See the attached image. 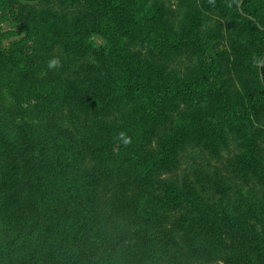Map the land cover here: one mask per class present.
I'll return each mask as SVG.
<instances>
[{
    "label": "trees",
    "instance_id": "obj_1",
    "mask_svg": "<svg viewBox=\"0 0 264 264\" xmlns=\"http://www.w3.org/2000/svg\"><path fill=\"white\" fill-rule=\"evenodd\" d=\"M148 3L0 0V27L9 12L23 35L18 47L0 42V178L20 169L18 186L0 190V264H264V201L232 206L227 186L211 201L195 182L164 178L185 148L216 152L214 133L245 119L185 103L174 124V102L207 77L162 78V57L184 38ZM244 20L264 33V18ZM129 34L134 53L121 44ZM252 138L239 167L255 166Z\"/></svg>",
    "mask_w": 264,
    "mask_h": 264
},
{
    "label": "rangeland",
    "instance_id": "obj_2",
    "mask_svg": "<svg viewBox=\"0 0 264 264\" xmlns=\"http://www.w3.org/2000/svg\"><path fill=\"white\" fill-rule=\"evenodd\" d=\"M148 1L149 6L153 0ZM157 1L164 6L168 27L174 38L181 36L184 38L162 57L161 64L163 67L166 66L162 78L164 75L165 79L207 77L205 85L196 89L188 98L174 102V124L177 122L178 110L184 107V105L178 106L185 103L189 107L209 111L214 115L222 112L223 109L243 110L245 119L238 125L228 121L214 133L213 139L218 142L216 152L201 147L185 148L178 155L179 166L165 174L164 178L179 183L185 179L195 182L200 192L211 196V201L221 196L216 186L224 185L229 188L232 206L241 195L247 200L262 203L264 201V95L255 97V100L261 103L258 108L250 104L249 95H255L256 90L264 89V78L261 74V69L264 67V33L253 32L251 27L244 23V17L249 16L254 22H257L258 18H264V0H245L246 7L242 6L237 14L231 13L222 0ZM55 6L59 7L58 4ZM2 17L5 23L0 27L1 44L6 49L20 46L23 35L13 23L12 15L6 12ZM125 32L128 34L127 31ZM138 40V37L129 34L122 39L121 44L128 49L132 47L131 52L134 53L135 48H138ZM101 42L98 40L97 44ZM144 48L148 52L153 50L151 45H146ZM134 56L140 57L139 54ZM3 102L8 105L12 99L5 98ZM229 118H232L231 115ZM181 119L182 117L178 122ZM22 120L16 117L15 123L20 124ZM207 136L204 134L200 140L203 141L205 138L207 140ZM247 137H253L254 140V143L249 144L255 153V166L251 169L239 167L236 163V158L242 156L246 150ZM19 175L20 169L3 170L0 190L18 186L13 178ZM182 261L185 264L184 258ZM186 264L196 263L188 261ZM208 264H223V262L213 260Z\"/></svg>",
    "mask_w": 264,
    "mask_h": 264
},
{
    "label": "clouds",
    "instance_id": "obj_3",
    "mask_svg": "<svg viewBox=\"0 0 264 264\" xmlns=\"http://www.w3.org/2000/svg\"><path fill=\"white\" fill-rule=\"evenodd\" d=\"M56 63H57V61H56V60H52V61H51V63H50V66H55V65H56Z\"/></svg>",
    "mask_w": 264,
    "mask_h": 264
}]
</instances>
